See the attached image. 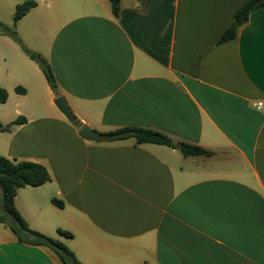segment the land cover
<instances>
[{
    "label": "crops",
    "instance_id": "crops-1",
    "mask_svg": "<svg viewBox=\"0 0 264 264\" xmlns=\"http://www.w3.org/2000/svg\"><path fill=\"white\" fill-rule=\"evenodd\" d=\"M35 1L16 26L34 58L0 33V86L13 121L27 119L3 132L0 154L51 176L17 192L29 227L82 264H264V6L221 42L248 0H122L117 17L110 0ZM124 128L213 154L105 140ZM0 264L64 262L0 222Z\"/></svg>",
    "mask_w": 264,
    "mask_h": 264
},
{
    "label": "trees",
    "instance_id": "trees-1",
    "mask_svg": "<svg viewBox=\"0 0 264 264\" xmlns=\"http://www.w3.org/2000/svg\"><path fill=\"white\" fill-rule=\"evenodd\" d=\"M121 3L122 0H110L112 12L116 17L120 14ZM37 5L38 3L35 0H26L19 4L13 18L14 24H17L20 19ZM261 6H264V0H248L233 16L221 42L236 37L240 27L248 22L250 13ZM0 33L18 42L28 56L32 58L35 57V54L22 43L15 28H9L0 21ZM44 72L52 89L56 90V82L51 68L46 66ZM17 90H19V88H17ZM7 100L8 91L0 86V102L6 103ZM26 122L27 119L23 116H20L15 121L8 124H3L0 121V132H10L13 127L23 125ZM104 138L106 141H120L133 138L137 144L153 143L165 145L179 149L184 156H211L213 154L211 151L200 146H193L184 142L176 143L166 135L151 129L124 128L104 134ZM50 180V173L42 164L31 161L11 160L0 154V187L2 188L0 207L15 220L16 225L13 223V225L11 223H6L1 218L0 222L8 224L20 240L32 245L50 247L59 255L64 264H82L66 245L42 232L31 229L15 205L19 189L27 186L38 187ZM53 203L62 206V203L58 200L54 199ZM59 232L70 237L72 236L68 232L62 230H59Z\"/></svg>",
    "mask_w": 264,
    "mask_h": 264
},
{
    "label": "rangeland",
    "instance_id": "rangeland-1",
    "mask_svg": "<svg viewBox=\"0 0 264 264\" xmlns=\"http://www.w3.org/2000/svg\"><path fill=\"white\" fill-rule=\"evenodd\" d=\"M17 1H19L20 2L19 4H21L26 0H13V2L10 3L9 6L0 4V21L3 22L9 28H12V29L15 28V30H16L17 24H14L13 18H14V14L16 12L17 6H15L14 3H16ZM3 66H4V63L0 59V69H3ZM0 74H1L0 76H2V77L4 76L3 70L0 71ZM14 103L15 102H14L13 96L11 98H9L8 102H6V103L0 102V116L2 117L3 121H5V122L13 121L14 114L12 113V109H13L12 107L14 106ZM0 137L2 139H4L5 137L11 138V135L8 133L0 132ZM25 190H27V189H25ZM20 194H21V196H23L22 194H25V191L21 190ZM1 196H2V188L0 187V197ZM18 205L21 206L22 204L19 203V201H18ZM0 218L3 221H5L6 223H13L14 225H16L15 220H13L12 217H10L5 211H3V209L1 207H0ZM2 223H4V222H2ZM6 225L8 226V224H6Z\"/></svg>",
    "mask_w": 264,
    "mask_h": 264
},
{
    "label": "water",
    "instance_id": "water-1",
    "mask_svg": "<svg viewBox=\"0 0 264 264\" xmlns=\"http://www.w3.org/2000/svg\"><path fill=\"white\" fill-rule=\"evenodd\" d=\"M35 61L43 68L45 67L44 63L40 58H35ZM55 104L67 119L69 120L73 119V114L71 112V109L68 106V103L64 97L62 96L58 97L55 101ZM79 134L82 138L88 141L100 142L103 138L102 134L92 130L89 126H84L80 130Z\"/></svg>",
    "mask_w": 264,
    "mask_h": 264
},
{
    "label": "built area",
    "instance_id": "built-area-1",
    "mask_svg": "<svg viewBox=\"0 0 264 264\" xmlns=\"http://www.w3.org/2000/svg\"><path fill=\"white\" fill-rule=\"evenodd\" d=\"M259 105H262V103H260Z\"/></svg>",
    "mask_w": 264,
    "mask_h": 264
}]
</instances>
